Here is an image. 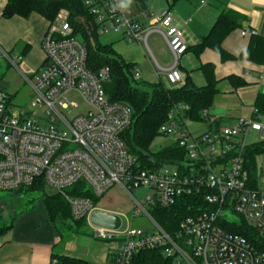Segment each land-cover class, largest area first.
<instances>
[{
    "label": "built area",
    "instance_id": "built-area-1",
    "mask_svg": "<svg viewBox=\"0 0 264 264\" xmlns=\"http://www.w3.org/2000/svg\"><path fill=\"white\" fill-rule=\"evenodd\" d=\"M83 1L98 34L113 33L129 44L139 43L153 58L147 42L150 29L144 31L138 20L139 15L147 17L145 11L136 15L133 6L128 13L113 11L114 0ZM149 22L172 56L173 65L164 76L172 88L183 82L179 62L188 44L171 11L153 13ZM250 34V30L241 33L244 37ZM42 50L45 59L40 72L23 75L32 94L31 112L13 107L10 96L0 92V192H15L44 181L64 197L72 221H86L93 239L117 243L112 264H131L136 254L154 249H161L171 264H264V253L226 229L227 224L243 219L264 240V162H259L255 178H251L243 158L246 146L264 139L260 117L252 111L250 116L223 125L206 110L202 116L208 131L194 138L187 127L189 120L183 118L187 107L177 105L160 134L175 138L188 162H177L178 169L171 172L165 165L142 169L123 139L133 123L132 109L112 102L104 91L109 68L97 72L88 68L86 45L67 22L47 31ZM0 52L17 66L19 57L12 59ZM134 79H140L138 70ZM72 95L89 108L87 114L77 111ZM80 181L101 200L113 189L122 191L129 198L131 216L112 214L121 220L116 230L93 227L91 216L104 213L100 203L65 194ZM140 188L151 195L137 200L133 192ZM201 192L211 210L187 217L173 233L155 221V209L171 208L180 198ZM228 212L238 219L230 221ZM138 217L152 223L150 231L134 226Z\"/></svg>",
    "mask_w": 264,
    "mask_h": 264
},
{
    "label": "trees",
    "instance_id": "trees-1",
    "mask_svg": "<svg viewBox=\"0 0 264 264\" xmlns=\"http://www.w3.org/2000/svg\"><path fill=\"white\" fill-rule=\"evenodd\" d=\"M172 7L179 0H165ZM62 12L68 14V22L74 29V34L85 43L88 52V68L97 72L103 67L110 70V78L104 84V91L112 102L128 105L133 112V123L123 135V139L129 152L138 160L142 169H156L166 164L188 162L186 151L178 146V143L153 152L150 147L160 136V128L168 122L170 112L177 105H183L187 109L183 112V118L192 122H204L202 113L210 110L219 94V81L215 76L213 65L201 67L206 84L197 87L190 78L185 84L178 87H167L164 81L155 84H141L134 79L136 66L127 62L112 44L104 45L99 42L97 26L89 14V9L83 0H6L1 17L11 20L19 17L29 20L37 14L49 23L52 28ZM245 17L238 12L229 10L219 14L207 36L195 46L197 54L210 49L218 53L223 62L246 61L255 65H264V38L259 35H251L248 48L238 57L228 54L222 47L225 39L233 32L242 28ZM227 80L234 88L247 87L248 83L242 78L231 76ZM11 105V98H10ZM253 112L264 121V93H259L254 102ZM245 169L251 178H255L260 161L264 162V139L246 146L244 154ZM196 167H199L197 165ZM47 188L44 181L40 180L33 186L20 189L14 194L41 193L44 205L50 220L65 222L70 220L73 225H87L86 221L74 222L71 218V210L64 199L58 193L46 196ZM65 194L71 197L90 199L95 205L101 202L96 198L86 183L80 181L68 188ZM211 210L205 202L204 192L195 196H184L168 209H155L153 217L155 221L167 232L178 230L180 223L187 217L196 216L201 212ZM12 227L0 224V237L5 235ZM75 233L78 231L72 226ZM71 227V228H72ZM226 229L241 235L257 250L264 253V240L261 239L252 226L243 219L233 224H227ZM56 264H86L85 262L68 256H55ZM131 264H171L161 249L146 250L136 254Z\"/></svg>",
    "mask_w": 264,
    "mask_h": 264
},
{
    "label": "crops",
    "instance_id": "crops-1",
    "mask_svg": "<svg viewBox=\"0 0 264 264\" xmlns=\"http://www.w3.org/2000/svg\"><path fill=\"white\" fill-rule=\"evenodd\" d=\"M5 5L6 0H0V50L9 55L19 50V56L23 58L21 67L25 74H37L45 59L42 41L49 30V23L37 14L32 15L29 20L19 17L4 20L1 15ZM132 6L136 15L142 11L146 13V18L139 15L138 20L144 31L150 29L147 42L153 58L149 44L151 39H164L156 28L151 29V14L162 10L171 11L175 25L181 30L188 44V51L179 62V71L183 78L179 86L184 85L186 79L190 78L197 87H203L206 82L201 67L214 66L215 76L219 81V94L213 107L208 110L210 116L215 117L220 124L228 125L238 117L252 114L257 95L264 93V65L246 61L223 62L220 55L210 49L197 54L195 46L208 35L220 13L232 10L244 16L245 21L240 30L225 39L222 47L228 54L238 57L248 48L251 35L264 38V0H179L172 7L165 0H133ZM244 30H250L251 34L242 36ZM114 35L117 37L114 42L123 40L119 35ZM165 46L170 54L167 45ZM115 50L127 62L134 64L141 76L139 66L147 62L149 51L139 43H133L120 51L116 48ZM156 62L162 72L158 81L165 82V73L172 66L163 68L157 60ZM231 76L242 78L248 86L234 88L227 80ZM220 101L225 103L220 104ZM100 208L104 213H116ZM37 209L34 207L33 210H25L15 215L11 229L0 237V264H56L55 256L59 255L73 257L86 264H112L116 249L94 244L93 238L89 236L74 232L60 233L57 225L50 220L45 206L43 214H37Z\"/></svg>",
    "mask_w": 264,
    "mask_h": 264
},
{
    "label": "rangeland",
    "instance_id": "rangeland-1",
    "mask_svg": "<svg viewBox=\"0 0 264 264\" xmlns=\"http://www.w3.org/2000/svg\"><path fill=\"white\" fill-rule=\"evenodd\" d=\"M194 7H196V4H194ZM60 16L61 18H58L54 25V27L56 28H60V26L66 22L69 23L68 14L66 12H62ZM116 38L117 37L113 33L108 35L99 34V42L101 44L108 45L114 43L112 45L114 49L116 48L118 51H120V49L122 50L127 47H130L132 44V43L129 44L125 40L114 42ZM149 44L154 54V58L160 63L161 67L169 68L173 65L172 58L166 49L165 46L166 44L164 41H161L159 38L155 37L154 39H151ZM19 47H21V45ZM19 53H20L19 50H16L14 54H10L9 56L12 59H15L16 56H19ZM147 54L149 55V52H147ZM19 57L20 60L16 61L17 66L15 67L7 59L0 56V92L6 93L10 96L11 105L13 107L18 108L20 111L24 113H28L31 112L30 104H31L32 94L29 89V86L24 82L23 75L30 76V74H25V72L23 71L21 67L23 58L22 56ZM139 67L138 68L140 69L142 74L138 82L141 84L144 83L155 84L159 82L158 77H162L161 70H159L158 67H156L155 62L150 55L147 58V62ZM179 85L180 84H178L177 86ZM177 86H173V87H177ZM167 87L171 88V86L168 85ZM70 99L74 104L77 105V111L82 112L84 114H87L90 111L89 108H87L81 102V100L76 96L72 95ZM222 103L223 101H220V104ZM187 127L192 137L196 138L207 132L208 123L189 121L187 123ZM174 141L175 138L160 136L153 142L150 149L151 151L156 152L161 150L162 148L172 145ZM179 165L180 163L166 164L164 168L167 171L171 172V171H176ZM44 193L46 196H53L55 194V192L48 187L45 189ZM133 195L137 200L141 201L144 197L151 195V192L146 189L140 188L139 190L134 191ZM100 203L101 204H99V206L104 209H109L116 213H121V214L123 213L131 216L130 214L131 204L129 202V198L119 189H114V191H110L108 194H106L103 197ZM44 206H45L44 199L41 193L31 192V193H22L17 195L14 194L13 192L2 191L0 192V224L8 225L11 222L13 223L15 215L25 210H33L34 207L38 208L37 214H40L41 212L43 214ZM226 215L227 218L232 222H235L238 219L236 215H233L229 212ZM55 224L57 225L59 232L62 234L68 232H74V229L72 227L74 226V228L78 231L79 235L91 237L90 229L88 228L87 225H81V226L76 224L73 225V222H71L70 220L65 222L56 221ZM134 226L150 231V229L152 228V223L146 217H138L134 222ZM92 242L94 244L101 245V247L104 248L109 247L110 249L113 250H115L117 247V243L115 241H98L92 239ZM55 260L58 263L59 260L57 258Z\"/></svg>",
    "mask_w": 264,
    "mask_h": 264
},
{
    "label": "water",
    "instance_id": "water-1",
    "mask_svg": "<svg viewBox=\"0 0 264 264\" xmlns=\"http://www.w3.org/2000/svg\"><path fill=\"white\" fill-rule=\"evenodd\" d=\"M90 224L93 227L116 230L120 227L121 220L112 214L96 212L91 216Z\"/></svg>",
    "mask_w": 264,
    "mask_h": 264
},
{
    "label": "clouds",
    "instance_id": "clouds-1",
    "mask_svg": "<svg viewBox=\"0 0 264 264\" xmlns=\"http://www.w3.org/2000/svg\"><path fill=\"white\" fill-rule=\"evenodd\" d=\"M133 0H114L112 10H119L121 13H128L131 10Z\"/></svg>",
    "mask_w": 264,
    "mask_h": 264
}]
</instances>
